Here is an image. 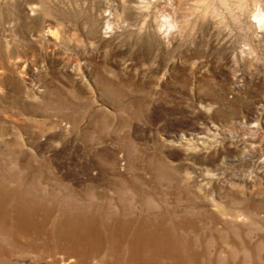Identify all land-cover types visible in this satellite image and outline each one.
Masks as SVG:
<instances>
[{"label": "rangeland", "instance_id": "obj_1", "mask_svg": "<svg viewBox=\"0 0 264 264\" xmlns=\"http://www.w3.org/2000/svg\"><path fill=\"white\" fill-rule=\"evenodd\" d=\"M1 181L160 212L197 262L264 264V0H0ZM76 260L0 233V264Z\"/></svg>", "mask_w": 264, "mask_h": 264}, {"label": "bare ground", "instance_id": "obj_2", "mask_svg": "<svg viewBox=\"0 0 264 264\" xmlns=\"http://www.w3.org/2000/svg\"><path fill=\"white\" fill-rule=\"evenodd\" d=\"M20 189L0 182V233L9 237L12 248L63 247L68 257H77L79 263L74 264H90L93 259L103 264H204L172 237L176 225L167 224L166 214L144 208L136 211L124 203L106 214L105 203L101 202L102 210L97 201L77 210L58 198L49 202L31 195L35 189L31 184ZM138 192L143 193L142 189ZM89 197L105 198L96 190ZM49 221L52 226L46 235L51 241L21 240V234L46 236L44 225Z\"/></svg>", "mask_w": 264, "mask_h": 264}]
</instances>
